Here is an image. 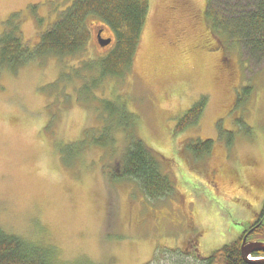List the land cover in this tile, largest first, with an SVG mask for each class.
Segmentation results:
<instances>
[{"label": "rangeland", "instance_id": "rangeland-1", "mask_svg": "<svg viewBox=\"0 0 264 264\" xmlns=\"http://www.w3.org/2000/svg\"><path fill=\"white\" fill-rule=\"evenodd\" d=\"M148 1L135 58L120 76L99 73L114 36L92 17L81 52L0 70V231L48 249L55 264H203L240 238L262 205L264 60L247 62L237 41L215 31L217 50L207 47L199 17L208 0ZM71 2L0 0V35L16 25L32 51ZM98 31L112 44L99 47ZM200 101L194 125L173 135ZM106 102L132 115L172 195L149 200L122 177L130 133ZM103 136L105 146L92 142ZM206 141V154L187 149ZM251 181H261L255 195L239 190Z\"/></svg>", "mask_w": 264, "mask_h": 264}, {"label": "trees", "instance_id": "trees-1", "mask_svg": "<svg viewBox=\"0 0 264 264\" xmlns=\"http://www.w3.org/2000/svg\"><path fill=\"white\" fill-rule=\"evenodd\" d=\"M207 5V19L212 30L230 41H237L246 54L247 62H263L264 0H208ZM148 11V0H72L69 8L58 15L56 23L40 35L32 51L24 46L16 25L4 29L0 35V70L8 68L15 71L29 59L49 53L60 57L81 52L90 40L86 21L92 17L106 25L114 36L113 49L96 63L99 73L101 77L120 76L135 58ZM15 15H11L6 21L9 25ZM203 105V101L193 105L192 109L179 119L173 135L182 132L187 126L194 125L204 109ZM103 107L108 109L111 118H115L120 112L125 122L124 133H130L129 146L123 154L122 177L136 181L149 200L165 199L172 195L174 186L167 176L160 173L155 153L139 141L134 133L136 125L132 115H126L122 107L114 109L110 102L103 103ZM92 142L96 146H105L108 139L103 136L93 139ZM210 145L209 141L198 142L194 147L188 146L187 149L199 156L208 153ZM262 209L261 219L256 223L258 226L251 236L253 240L264 243V200ZM240 241L241 237L221 246L219 250L204 258L203 264H249L240 256ZM52 257L48 249L26 248L19 239L6 236L0 231V264H55ZM254 257L264 255L254 253L252 258Z\"/></svg>", "mask_w": 264, "mask_h": 264}, {"label": "flooded vegetation", "instance_id": "flooded-vegetation-1", "mask_svg": "<svg viewBox=\"0 0 264 264\" xmlns=\"http://www.w3.org/2000/svg\"><path fill=\"white\" fill-rule=\"evenodd\" d=\"M208 3V2H207ZM207 3H206V5L204 6V8H203V11L200 13V17H199V21L201 20V21H205L206 22V25H205V27H204V31H206V32H208V39H209V42H210V46H207L208 48H210V47H212V45L214 44L215 45V47H212V49H214V50H217V48H216V46H217V43H215V42H213L214 41V35H213V30H212V28H211V26H210V21L207 19V13H208V10H207ZM173 9V8H172ZM99 32V31H98ZM98 32H96V35H97V33ZM100 36L102 37V39L104 38L103 36H102V32H101V34H100ZM97 37V36H96ZM207 39V40H208ZM212 42V43H211ZM212 49L210 50V51H212ZM246 169V168H245ZM254 169V167H253V164H251L250 166H249V169H247V171H250V170H253ZM239 174H240V171H236V175H238L239 176ZM211 179L214 181L215 180V177H214V175H212V177H211ZM238 188H239V190H243L244 192H248V193H251L252 195H255V190H259L260 188H261V181H251V182H249V184H240V186H238ZM264 200V199H263ZM250 208H252L251 206H249ZM263 208V202H262V205H261V207H260V210H259V212H258V215L256 216V217H254L253 218V220H252V222L251 223H247V224H245L246 225V227H245V229H244V231L242 232V235H240L241 236V241L240 242H242V240H243V237H244V235L248 232V231H250V230H252L254 227H256L257 225H256V223L261 219V212H262V209ZM254 215H256V213H254ZM254 231V230H253ZM252 235V234H251ZM249 236L248 237V239L247 240H252L251 239V237L252 236ZM198 239H196L195 240V243H198Z\"/></svg>", "mask_w": 264, "mask_h": 264}, {"label": "water", "instance_id": "water-1", "mask_svg": "<svg viewBox=\"0 0 264 264\" xmlns=\"http://www.w3.org/2000/svg\"><path fill=\"white\" fill-rule=\"evenodd\" d=\"M102 31H99L97 33V44L99 47L104 48L111 43L110 38H103L100 36ZM258 226V225H257ZM256 226V227H257ZM254 227L252 230L248 231L240 244V256L243 259V261L249 263V264H264V257H254L252 258V255L254 253H261L264 255V243L261 241H258L256 239H252L251 241L247 240L248 237L252 234L253 230L256 228Z\"/></svg>", "mask_w": 264, "mask_h": 264}]
</instances>
